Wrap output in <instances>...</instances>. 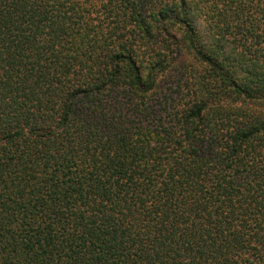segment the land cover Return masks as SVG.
<instances>
[{
    "label": "trees",
    "instance_id": "16d2710c",
    "mask_svg": "<svg viewBox=\"0 0 264 264\" xmlns=\"http://www.w3.org/2000/svg\"><path fill=\"white\" fill-rule=\"evenodd\" d=\"M0 264H264V0H0Z\"/></svg>",
    "mask_w": 264,
    "mask_h": 264
}]
</instances>
